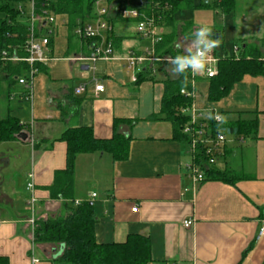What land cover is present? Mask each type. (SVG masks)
I'll return each mask as SVG.
<instances>
[{"label":"crops","instance_id":"1","mask_svg":"<svg viewBox=\"0 0 264 264\" xmlns=\"http://www.w3.org/2000/svg\"><path fill=\"white\" fill-rule=\"evenodd\" d=\"M57 19L52 54L63 59L41 64L29 101L31 112L13 115L11 107L7 111L29 129L17 140L0 143V256L8 257L10 264H65L57 260L61 246L34 242L27 210L28 174L35 173L37 216L63 213L64 201L52 199L48 190L56 172L67 166V144L59 137L70 127L90 126L97 138L109 139L115 121L122 120L118 131L132 137L126 160L114 162L110 154L100 152L76 159L75 201L94 205L97 241L124 242L129 235H144L151 242V264H264V237L258 238L264 220V75H245L214 103L207 96L195 97L196 109L217 110L226 127L237 121L256 122L255 134H226L214 165L235 173L234 183L195 182L187 170L194 158L173 139L172 123L151 119L161 111L165 74L137 83L125 60L150 44L136 29L134 34L126 32L133 19L112 25L108 35L115 58L98 60L95 71L82 69L89 61L69 59L86 57L90 51L75 32L79 46L71 49L68 17ZM78 63L80 73L75 69ZM93 75L104 86L98 94ZM15 80L8 99L24 102L26 88ZM83 84L85 90L76 94ZM76 97L81 99L78 109L72 101ZM13 170L26 179L23 190L8 175ZM187 219L194 220L190 228L183 224Z\"/></svg>","mask_w":264,"mask_h":264},{"label":"trees","instance_id":"2","mask_svg":"<svg viewBox=\"0 0 264 264\" xmlns=\"http://www.w3.org/2000/svg\"><path fill=\"white\" fill-rule=\"evenodd\" d=\"M26 0H0V52L7 51L11 57L16 54L26 57V42L29 37V16L27 12L20 11L18 5ZM98 0H35V14L43 16L45 12L66 15L68 17L70 48L77 49L79 41H75L74 30L79 24L91 21L96 16V2ZM238 0H215L213 6L208 1L196 5L194 0H107V19L112 25L123 21L122 12L125 9H137L142 17L154 18L157 25L164 27L162 40L156 45V54L160 58H171L183 54L182 48H177V40L182 36L191 39V33L197 29L192 20L178 22L176 15L182 10H195L198 8L219 9L224 14L232 13ZM140 17L139 19H141ZM137 19V20H139ZM135 22L136 20H132ZM38 33L44 32V22L38 23ZM222 30L214 31L213 39H220ZM118 38H113L117 42ZM84 48L91 52L94 40L83 39ZM264 44V40L262 41ZM52 45V40L50 41ZM238 55H223L219 60L218 74L210 79L208 101L217 102L225 97L232 87L245 75H264V57L259 46L243 42L238 47ZM167 61L150 63L138 73L137 83L155 78L159 72L165 74L163 79L164 93L159 114L151 119H164L173 125V139L192 152V138L184 133L185 126L190 122L191 115L185 111L192 106L194 100L183 95L182 89H190L191 76L185 73L182 76H173L171 69L167 70ZM40 69L41 64H37ZM29 64L25 61H0V97L5 87L9 91L16 81L15 77L27 75ZM4 84V85H3ZM6 85V86H5ZM77 109L81 99L72 100ZM128 121V120H126ZM122 120H116L113 136L109 139L97 138L90 126L70 127L66 129L59 139L67 144V166L57 171L52 185L48 187L52 199L63 200L65 211L54 217L38 219L34 227V242L48 243L63 246L57 260L65 264H151L152 252L150 239L144 235L132 234L124 242L99 243L95 235L97 217L94 205L88 201H80L75 205V168L76 159L80 154L107 153L114 162L124 161L129 156V145L132 137L118 131ZM129 125L132 122L128 121ZM208 124L213 133L218 130L225 134H255V121H237L226 127L216 123L214 118ZM29 129V125L13 116L10 112L0 119V143L18 139L21 131ZM207 148L198 144L194 148L196 163H199L205 173V180H221L234 183L237 175L232 171L219 169L209 162ZM193 153V152H192ZM0 264H10L9 258L0 256Z\"/></svg>","mask_w":264,"mask_h":264},{"label":"built area","instance_id":"3","mask_svg":"<svg viewBox=\"0 0 264 264\" xmlns=\"http://www.w3.org/2000/svg\"><path fill=\"white\" fill-rule=\"evenodd\" d=\"M107 0H98L96 2V16L93 20L85 22L84 24H79L75 28V34L79 38L92 39L94 40L91 52L86 57L74 56L69 59L73 61H89V68L95 71V64L98 60H112L114 59V47L112 40L109 35L112 33L113 26L111 22L107 19L108 16V6L106 5ZM20 11H26L29 16V37L25 45L27 51L26 57H19L16 54L9 56L7 51L0 52V61L12 60V61H25L29 64V72L27 75H22L17 77L19 84H22L26 88L25 99L31 101L34 96V84L35 77L39 72V67L37 64H47L51 61L61 60L63 58L56 57L52 54V47L50 41L55 38L57 33L58 16L59 14H53L50 12H45L43 16H37L35 14V0H26L20 5H18ZM123 18L136 20V32L143 38L150 41V44L142 52H130L128 56L125 57L127 65L134 72L133 80H137L138 73L142 72L145 67L150 63H155L158 61H168L169 58H160L156 54V45L162 40L164 29L157 25V21L152 18H144L137 9H125L122 12ZM142 17L141 19H139ZM139 19V20H137ZM44 22V32L38 33L39 27L38 23ZM234 52H238V46L234 47ZM68 59V58H67ZM219 60L220 57L217 55L216 49L211 50L207 54L206 60V71L199 75L191 76V87L190 89H182L181 93L194 100L191 107L185 111L189 112L191 115L190 122L185 126L184 133L188 134L192 138V145L195 148L198 144H203L207 148V154L209 155V162L214 164L217 162L220 154L223 151L224 143L227 141L226 134L218 130L213 133L208 124L209 114L214 118L215 122L220 124L219 121H223V116L218 113L217 110H205L201 111L195 107V97H196V80L199 77L210 79L218 74L219 71ZM93 81L95 82V92L98 94L103 90L104 86L100 83L97 78L93 75ZM85 90V85H80L76 88V94H81ZM208 112V113H203ZM219 117V120L215 119ZM33 141V139H32ZM194 148L192 149V154L194 161L187 165V170L189 175L193 178L195 182H201L205 180V173L199 163H196ZM29 181L27 183V190L30 193V197L27 202V210L30 214L29 222L33 223V231L35 223L34 220L36 214L39 198L37 197V192L35 188V173L30 172L28 174ZM96 194H93L95 197ZM80 201H75V204H79ZM138 207L135 206L133 210H137ZM194 223L193 219H187L184 221V226L190 228ZM264 237V220L262 221L261 228L259 230L258 238ZM36 262L37 259L33 258Z\"/></svg>","mask_w":264,"mask_h":264},{"label":"rangeland","instance_id":"4","mask_svg":"<svg viewBox=\"0 0 264 264\" xmlns=\"http://www.w3.org/2000/svg\"><path fill=\"white\" fill-rule=\"evenodd\" d=\"M207 1L210 2L211 6H213L215 0ZM194 2L196 5H200L203 2H206V0H194ZM176 18L179 23L185 20H192L195 24V27L205 25L210 28L213 34L214 31L222 30V35L220 39H218L219 46L215 48L219 57H222L225 54L230 56L238 55L234 52V47L236 45L238 47H241L243 45V42H245V38L247 40H252V42H250L249 44L259 46L261 54L264 57V44L262 42L264 40V0H238L235 10L230 14H224L219 9L209 7L198 8L195 10H182L177 13ZM129 24L131 25L127 26L126 32L134 34L136 24L131 22ZM167 31L168 30H166V32ZM190 40L191 39H186L181 36L177 40V43L184 51V49H186V47L189 45ZM75 69L77 72H79V63L78 65L76 64ZM196 91L197 97H208V80H198ZM7 93L8 91L5 90V92L3 93L4 96L0 97V119L7 114L8 107H11V112H13V115H18L20 114V112H31V102L26 100L19 103V98L15 101H9ZM19 173L20 172H18L17 170H13L9 172L8 175L11 174V176L17 179L18 188L23 190V184H25L24 182H26V179L18 177ZM38 219L46 218L38 217L36 212L34 220ZM30 224L33 229V223L30 222Z\"/></svg>","mask_w":264,"mask_h":264},{"label":"clouds","instance_id":"5","mask_svg":"<svg viewBox=\"0 0 264 264\" xmlns=\"http://www.w3.org/2000/svg\"><path fill=\"white\" fill-rule=\"evenodd\" d=\"M213 33L209 27L200 25L191 33L189 45L184 49V53L168 59L171 73L182 76L190 72L193 76L206 71L207 54L219 46V40L212 38ZM181 46L177 44V48ZM208 118H213L209 114ZM219 120V117H215ZM221 124L223 121H219Z\"/></svg>","mask_w":264,"mask_h":264},{"label":"water","instance_id":"6","mask_svg":"<svg viewBox=\"0 0 264 264\" xmlns=\"http://www.w3.org/2000/svg\"><path fill=\"white\" fill-rule=\"evenodd\" d=\"M208 1L206 0V3H207ZM82 69L84 70H87V69H89V66L86 64V65H83L82 66ZM62 250H63V246H61V251H60V253L62 252Z\"/></svg>","mask_w":264,"mask_h":264}]
</instances>
